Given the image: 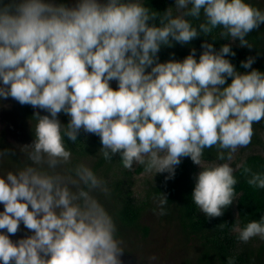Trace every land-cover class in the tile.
Here are the masks:
<instances>
[{"label":"clouds","instance_id":"9594fccd","mask_svg":"<svg viewBox=\"0 0 264 264\" xmlns=\"http://www.w3.org/2000/svg\"><path fill=\"white\" fill-rule=\"evenodd\" d=\"M261 24L264 10L249 0H174L163 12L145 0H0V101L38 110L28 163L0 174V264H124L117 225L96 195L108 193L106 182L71 163L65 137L76 142L81 130L99 136L105 160L118 154L124 168L144 165L165 180L189 157L200 166L193 202L221 216L242 167L233 154L264 122V71L253 67L255 55L238 69L230 43L203 40L198 58L195 47L165 61L159 51L218 28L252 49L247 34ZM213 146L222 163L204 162ZM244 172L264 191V175ZM167 201L159 197V215ZM21 224L30 234L11 239ZM256 238L264 241V218L238 229L241 243Z\"/></svg>","mask_w":264,"mask_h":264},{"label":"trees","instance_id":"16d2710c","mask_svg":"<svg viewBox=\"0 0 264 264\" xmlns=\"http://www.w3.org/2000/svg\"><path fill=\"white\" fill-rule=\"evenodd\" d=\"M64 2L68 3V0H64ZM145 2L147 6L158 12H163L169 7V0H145ZM249 2L264 10V0L263 3L257 2V0H249ZM219 31V28L215 29L212 34L199 36L189 44L174 43L171 47L162 46L159 51V58L161 61L182 59L189 53L192 47L197 49L198 58L199 52L202 50L200 45L203 40L212 41L214 46L219 49L222 44L229 43L227 38L219 37ZM213 36L216 37L215 40H213ZM246 39L253 45V48L249 49L247 47L231 45L236 55L229 57V59L232 60L238 69L244 71V69L240 68V61L248 55H255L256 61L253 67L264 71V26L252 30L247 34ZM112 87L115 88L113 85ZM66 123L67 121L64 122V124ZM262 133H264V122H254L253 136L249 145L264 148ZM65 141L67 143L66 146L74 155L73 165L80 163L81 158L86 157L91 151H94L99 156V160L92 169L95 171L96 169L99 170L102 168L101 165L106 160L98 149L101 143L96 141L91 144L89 136L83 130L78 135L76 142L68 140L67 137H65ZM10 148L0 138V150H9V154L0 157L1 168L6 167V161H11L12 164L15 163L16 165L19 164L17 162L18 154ZM203 158L209 161L216 160V147L213 146L212 148L205 149ZM113 159L112 157L111 160ZM240 165L242 167L237 168L234 172V175L237 177V184L234 186L236 193L235 199L231 205L225 208L223 214L218 217H207L192 200L191 193L195 180L193 173L189 170V157L182 158L181 163L176 167L174 178L167 186L168 194L166 197L168 201L164 206L167 209L166 212L171 215L172 219L177 220L184 234L193 238L194 241L199 242L201 250L198 258L202 264H228L229 257L232 258L233 264H257V260L262 259L264 243L257 249L243 247L239 250L238 232L235 229L238 227L244 228L253 222L258 223L264 218V191H256L250 187L247 182L249 173L244 172V167H247L253 173L264 175V155L257 153L249 154ZM17 168L19 166L14 167V170ZM108 168L111 170L110 165ZM144 170L145 167H140L137 169V173ZM115 184L118 189V203H120V206L116 208L113 215L117 218L116 221L121 223L124 229H127V227L138 229L143 231V234L147 236L149 233L148 226L142 225L139 222L145 202H136L135 198L131 197L130 190L127 192V195H123L120 188L122 185L121 180H118ZM157 191L160 192L159 189ZM234 206L237 210V217L233 214Z\"/></svg>","mask_w":264,"mask_h":264},{"label":"rangeland","instance_id":"374dc122","mask_svg":"<svg viewBox=\"0 0 264 264\" xmlns=\"http://www.w3.org/2000/svg\"><path fill=\"white\" fill-rule=\"evenodd\" d=\"M72 2L73 0H68V3ZM257 2L263 3V0H257ZM173 4L174 0H169V6ZM260 26H264V24ZM229 43L239 46L238 40L235 42L229 41ZM110 83L116 87L115 81H111ZM34 111L38 110L33 109L30 105H21L11 98L0 101V138L19 156L17 160L18 165L15 163L12 164L11 161H6V167L1 168L0 166V174H3L7 170H14V167L17 166L21 168L28 163L26 158L27 146L34 139L33 131L36 123V118L33 116ZM41 114L45 113L41 111ZM59 119L64 123L70 117L64 113H60ZM86 134L89 136L91 144L96 141L100 143L99 136L90 133ZM262 138L264 139V133H262ZM100 147H98L99 151ZM254 153L264 155V148L249 144L238 148L233 154V166L240 165L246 156ZM113 158V160H106L101 165V169L95 170L97 175L104 179L109 189L107 194L97 192L96 195L106 210L112 215L117 225L116 235L122 241V246L124 247V254L122 256L124 264H149V258L153 256L156 259L152 264H202L198 258L201 250L199 242L194 241L193 238L184 234L177 220L172 219L171 215L167 212L165 215H159L158 199L162 194L167 196V186L173 178L165 180L167 173L155 174L154 172H148L146 170L137 173V169L144 167V165L134 163L131 169H127L123 167L118 154L113 156ZM73 160L74 155L72 154V162ZM98 160L99 156L97 153L91 151L89 155L81 158L80 162L93 168ZM203 160L205 163L223 162L217 159L209 161L203 158ZM109 165L111 166V170L108 168ZM189 170L193 173L195 180L200 171V166L193 163L190 158ZM118 180L122 182L120 188L123 195H127V192L130 190L131 197H134L136 202H145L139 222L142 225L148 226L149 233L147 236L143 234V231L138 229H132L131 227L124 229L122 224L116 221L117 218L113 216L116 208L120 206L117 199L118 189L115 184ZM158 189L160 192L157 191ZM233 214L237 217L235 206L233 208ZM238 229L239 227L235 229L236 232H238ZM26 235H28L27 232L24 235H18V239ZM263 243L264 241L256 238L247 244L239 241L238 246L240 247L239 250L243 247L257 249ZM262 255V259L257 260V264H264V253Z\"/></svg>","mask_w":264,"mask_h":264},{"label":"flooded vegetation","instance_id":"af4514ba","mask_svg":"<svg viewBox=\"0 0 264 264\" xmlns=\"http://www.w3.org/2000/svg\"><path fill=\"white\" fill-rule=\"evenodd\" d=\"M3 208V205H0V210H2ZM28 233L30 234L29 230L26 229L22 224L20 226V229L18 230V232L15 234V235H12L10 238L13 239V240H16L18 239V235H24L25 233Z\"/></svg>","mask_w":264,"mask_h":264}]
</instances>
